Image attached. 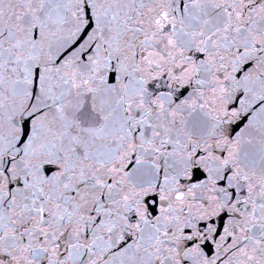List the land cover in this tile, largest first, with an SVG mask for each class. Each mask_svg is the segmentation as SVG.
<instances>
[{
    "label": "snow or ice",
    "instance_id": "6c2138e0",
    "mask_svg": "<svg viewBox=\"0 0 264 264\" xmlns=\"http://www.w3.org/2000/svg\"><path fill=\"white\" fill-rule=\"evenodd\" d=\"M0 264H264V0H0Z\"/></svg>",
    "mask_w": 264,
    "mask_h": 264
}]
</instances>
